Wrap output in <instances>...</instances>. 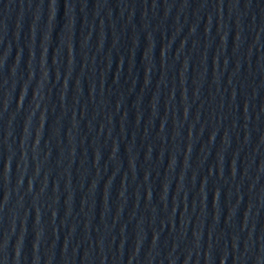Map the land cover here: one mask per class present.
Wrapping results in <instances>:
<instances>
[{
  "label": "water",
  "instance_id": "1",
  "mask_svg": "<svg viewBox=\"0 0 264 264\" xmlns=\"http://www.w3.org/2000/svg\"><path fill=\"white\" fill-rule=\"evenodd\" d=\"M0 264H264V0H0Z\"/></svg>",
  "mask_w": 264,
  "mask_h": 264
}]
</instances>
